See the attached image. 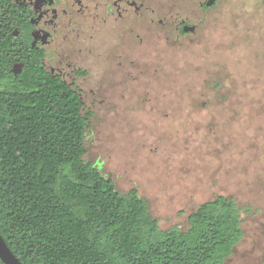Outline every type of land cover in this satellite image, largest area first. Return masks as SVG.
I'll return each instance as SVG.
<instances>
[{
    "label": "rangeland",
    "instance_id": "obj_1",
    "mask_svg": "<svg viewBox=\"0 0 264 264\" xmlns=\"http://www.w3.org/2000/svg\"><path fill=\"white\" fill-rule=\"evenodd\" d=\"M166 1L156 27L194 14L195 34L174 28L142 36L137 50L124 41L85 53L83 87L98 93L84 98L85 160L117 191L137 189L164 231H186L201 204L233 199L244 234L225 264H264V0L205 12L200 0Z\"/></svg>",
    "mask_w": 264,
    "mask_h": 264
},
{
    "label": "trees",
    "instance_id": "obj_2",
    "mask_svg": "<svg viewBox=\"0 0 264 264\" xmlns=\"http://www.w3.org/2000/svg\"><path fill=\"white\" fill-rule=\"evenodd\" d=\"M26 68L12 79L0 68V234L23 264H225L244 234L233 199L161 230L137 189L117 191L85 160L93 114L78 92Z\"/></svg>",
    "mask_w": 264,
    "mask_h": 264
},
{
    "label": "flooded vegetation",
    "instance_id": "obj_3",
    "mask_svg": "<svg viewBox=\"0 0 264 264\" xmlns=\"http://www.w3.org/2000/svg\"><path fill=\"white\" fill-rule=\"evenodd\" d=\"M159 1L0 0V52H6L0 56L1 74L6 79L19 78L25 74L26 62H38L42 74L59 78L78 92L84 109L88 93L98 96L93 87H88L89 91L83 87L93 66L88 55L94 50L107 54L113 43L124 41L137 50L142 36L156 37L174 28L180 35L196 33L197 25L190 22L194 14L177 20L175 26L161 19L157 28V9L162 12ZM210 1H198L199 9L205 12L220 0L208 6Z\"/></svg>",
    "mask_w": 264,
    "mask_h": 264
},
{
    "label": "water",
    "instance_id": "obj_4",
    "mask_svg": "<svg viewBox=\"0 0 264 264\" xmlns=\"http://www.w3.org/2000/svg\"><path fill=\"white\" fill-rule=\"evenodd\" d=\"M215 0H211L208 6L213 5ZM0 261L3 264H23L20 259L12 252L8 244L0 234Z\"/></svg>",
    "mask_w": 264,
    "mask_h": 264
}]
</instances>
